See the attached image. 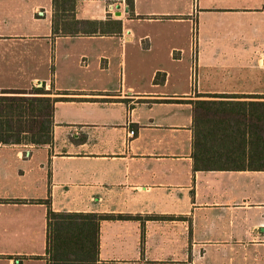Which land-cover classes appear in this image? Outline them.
I'll return each instance as SVG.
<instances>
[{
  "label": "crops",
  "instance_id": "obj_1",
  "mask_svg": "<svg viewBox=\"0 0 264 264\" xmlns=\"http://www.w3.org/2000/svg\"><path fill=\"white\" fill-rule=\"evenodd\" d=\"M132 1L76 3L119 34L53 37L52 0H0V89L66 99L50 144H0V264H50L45 201L136 217L96 264H264V0Z\"/></svg>",
  "mask_w": 264,
  "mask_h": 264
},
{
  "label": "trees",
  "instance_id": "obj_2",
  "mask_svg": "<svg viewBox=\"0 0 264 264\" xmlns=\"http://www.w3.org/2000/svg\"><path fill=\"white\" fill-rule=\"evenodd\" d=\"M78 1L52 0L53 37L120 33L121 25L118 21L77 20L75 7ZM125 2L131 12L133 1ZM51 94L52 90H45L44 85L33 86L27 90L0 89V144L33 146L50 144L55 103L66 100L51 97ZM215 112L218 114V110ZM226 129V132L222 130L223 135L232 139L231 124H228ZM219 130L217 126L216 131ZM260 131L264 132V127ZM260 136V145L264 149L262 133ZM216 139H219V135ZM194 168L203 170V166L198 164ZM44 203L48 208L47 252L51 254L50 264H96L99 223L103 220L136 218L112 214L54 213L50 210L49 202Z\"/></svg>",
  "mask_w": 264,
  "mask_h": 264
},
{
  "label": "rangeland",
  "instance_id": "obj_3",
  "mask_svg": "<svg viewBox=\"0 0 264 264\" xmlns=\"http://www.w3.org/2000/svg\"><path fill=\"white\" fill-rule=\"evenodd\" d=\"M142 26V27H141ZM134 27H136L137 29L138 28H140L141 27V29H144V28H147L148 27V25L146 24V23H141V22H132L131 24H130V28L132 29V30H134V31H136V29H133ZM93 42H95V43H97V42H100V43H104V42H106L107 40H92ZM6 45H8V44H6ZM135 48V46H130V45H128L127 46V59H128V56H129V50L130 49H134ZM128 62V61H127ZM129 63V62H128ZM127 69H128V64H127ZM195 71V70H194ZM193 71V72H194ZM186 72H187V68H186ZM12 81H2V82H0V83H2V84H10ZM14 82V81H13ZM19 82H22V81H19Z\"/></svg>",
  "mask_w": 264,
  "mask_h": 264
},
{
  "label": "built area",
  "instance_id": "obj_4",
  "mask_svg": "<svg viewBox=\"0 0 264 264\" xmlns=\"http://www.w3.org/2000/svg\"><path fill=\"white\" fill-rule=\"evenodd\" d=\"M134 134H135L134 131H132V130L129 131V136L132 137Z\"/></svg>",
  "mask_w": 264,
  "mask_h": 264
}]
</instances>
